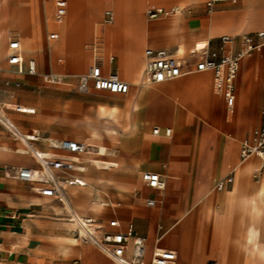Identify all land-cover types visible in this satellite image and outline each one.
Here are the masks:
<instances>
[{
    "label": "crops",
    "instance_id": "1",
    "mask_svg": "<svg viewBox=\"0 0 264 264\" xmlns=\"http://www.w3.org/2000/svg\"><path fill=\"white\" fill-rule=\"evenodd\" d=\"M206 2L207 0H151V5L171 8L174 12L168 16L156 18L151 24L148 38L146 37V33L142 32L139 37L134 39V46L130 51L128 48L123 47V45H116L114 47H103L102 45L103 59L97 55L98 57L94 61L91 45L93 43L96 45L100 43L98 29L96 30L95 27H93L92 40L89 43L90 61L88 69L91 65L97 63L101 66L103 74L116 73L122 80L128 82V92L120 95H126L130 91H134L139 95V100L144 110L141 106L137 108L138 120L133 124L134 127H142L144 133L151 136L148 127L151 123L156 124V122H151L149 118L156 119V116L152 115L155 111H162L164 114L161 119L164 124L162 126L156 124L154 127H159L161 134L157 136L164 137L165 140L151 136L149 146L142 147L143 145L137 136H132L129 139L126 138V140L123 139L121 144L116 139L118 149L121 147V150L115 170L101 171L90 167L85 171L82 168L80 171H74L73 174L82 178L85 184L83 186H67H76L78 192L75 195H79L84 199L88 198L93 203L97 200L116 202V206L109 204L104 206L100 211L89 210L87 212H90L93 215L90 217L93 218L101 215L104 217V215L106 216L105 211L107 209L118 208L116 213L118 221L113 220L117 225H113L112 221L108 223L109 218H105L103 222L107 229L104 230V227L101 225V231L126 232L131 228L134 237L139 236L144 239L143 264H151L152 252L157 247L175 252V260L168 264H207L210 260H214L216 264H219L215 259L217 257V250L214 248L211 234L197 232L199 228H196V226H200V229H203V226L208 224L203 217L195 213L197 205L207 204L212 197L213 204L218 213L217 217L220 218L227 207H232L236 203L235 194L240 189L241 192L250 198V206L264 207V167H261L260 159L255 155L243 161L240 159L241 141L249 138L252 131L262 124L261 107L264 105V47L252 51L240 60L241 64L244 58L251 57L255 51H259L261 54L255 56L254 66L251 64V68L254 69V75L250 81L243 85V90L239 92V96L237 97L239 65L235 79V102L231 109L228 108L223 97L215 94L212 73L210 71H203V73H210V82L213 95L216 98V105L218 104V100H221L224 106L223 110L236 113V118L238 116L239 98L248 95L252 105H254L262 95L258 123L252 127L246 136L239 140L237 156L233 152L225 154L219 151H215L213 155L197 154L193 153V151L192 153H184L186 148L182 142H185L191 136L188 132L176 134V131L178 129L182 130L184 127L186 129L189 128L192 120H196L200 124L202 123L198 117L190 118L188 115H186L188 120L184 122L183 127L176 128L173 132L178 139L176 142L181 146L171 154L166 139L172 137V128L167 124L168 118L166 113L172 107V98L166 93H156L154 90L143 85L146 83L144 50L148 47L164 48L173 56L188 57L189 55L186 54H177L179 45L192 46L193 49L205 46L211 50H216L220 44V37L229 35L233 38V42L228 45V49L230 52H235L239 49L240 39L244 35L250 36L254 43L259 42L255 34L257 31L264 29V0H223L215 2L210 9L207 8ZM51 3L54 10L53 0H51ZM140 3L142 12V9L148 3L147 0H141ZM68 6L69 0H67L66 14L59 23L53 20L52 10L50 22L57 25L61 24L68 13ZM108 8L114 12V20L109 24L103 23V25L114 23L116 18L114 7L109 6ZM105 10L101 14L102 21ZM152 20L154 19H149L146 16L145 21H142L146 24ZM120 23L110 28L109 32H118L120 31V27H122L121 34L123 35L126 26L123 23L120 26ZM45 29L46 41L51 42L57 39V32L49 28L46 20ZM50 32H55L56 38L48 40L47 35ZM184 34L188 36H183ZM37 36V32H33L31 38L34 39ZM15 39H18L20 42V51L24 63L29 59L35 61L36 74H29L27 72L17 73L15 67L8 63V56L7 59H0V102L4 100L2 103L14 102L22 104L34 111L32 113L18 112L8 108L6 109V115L7 110H10L8 112L10 117H8L21 132L37 133L40 136V140L36 143L37 147L40 150L52 153V155L66 157L68 154L52 150L49 147V138L57 140L69 138L84 142L89 146L85 140L71 137L72 135H76L75 132L62 134L57 129L76 128V120L78 118L77 99L83 97L91 100L90 97L85 95L94 96L96 95L95 91L104 90L90 89L88 93H80L77 90L76 78L80 73H56L60 72L61 65L64 63L58 57V54L61 52L54 55V59L49 51L37 50L32 52L33 56L40 63V70L42 72H39L36 59L24 56L20 41L22 38L19 36V38L15 37ZM146 42L151 43L147 45ZM45 54H49L51 59L54 60H50L46 71L47 64L45 65L43 61ZM245 64L250 65V59L244 60ZM48 72H52L58 75V77L60 76V79H44L42 75ZM197 73L182 75L173 80ZM61 76H72L76 79V84L73 85V81L70 78L62 82ZM53 81L62 82L57 87L67 90L73 89L75 93L56 94L52 90L54 85L51 83ZM94 101L96 108V104L100 102ZM122 101L123 99L119 101V105H121ZM100 104L106 106L112 105H107L109 103L106 102ZM66 105L68 107L65 108ZM214 107L210 110V113L213 112ZM224 123L228 124L231 122ZM87 126L88 124L86 125L83 121H80V125L78 126L85 129V135L88 131ZM91 127H93L92 124ZM224 127H227V125ZM166 128L171 129L169 137L163 134ZM211 128L216 129L214 127ZM204 132L205 130H203L202 126L201 135ZM105 137L108 138L106 134ZM196 140H194V144ZM162 143H166L168 146L166 156H163L162 159L159 158L158 163L150 162L151 157L155 158L156 155L160 157L161 151H159V145ZM19 146L24 147L17 138H14L0 124V264H116L94 244L76 239L73 235L75 229L71 217L57 203L59 199L38 195L31 189L29 183L17 178L16 169L19 166L36 167L37 165L29 153L17 152V147ZM93 156L92 160H95ZM138 156L144 158H141L137 162ZM81 162L78 160L79 166H83L84 162ZM166 163H171L169 172L172 178H169L167 175ZM146 170L155 171L165 178L166 186L163 191L150 188L142 179V172ZM229 173L232 174V182L220 190L217 189L216 183ZM142 183L146 189L143 188ZM67 187H65L63 196ZM200 187L203 189L201 191L205 196L203 195L204 198L196 204ZM212 188H214V193L206 194ZM119 190L122 191L121 195L118 194ZM165 191L164 197L163 193ZM70 194L73 193L70 192ZM148 198H153L155 205L148 206L146 204ZM60 201L62 202V200ZM49 213L52 215H49ZM58 214H66L68 217L57 216ZM108 224L112 228H108ZM257 232L259 236L264 237V229L260 227ZM231 253L233 251L227 248L229 258L231 257ZM132 255L133 245L130 239L125 244L124 256L127 259H131ZM218 255L220 256L219 251ZM254 264H264V254L257 253Z\"/></svg>",
    "mask_w": 264,
    "mask_h": 264
},
{
    "label": "rangeland",
    "instance_id": "2",
    "mask_svg": "<svg viewBox=\"0 0 264 264\" xmlns=\"http://www.w3.org/2000/svg\"><path fill=\"white\" fill-rule=\"evenodd\" d=\"M4 1L5 0H0V36H4L3 44L0 45L1 56H2L3 52H8V53L10 52L8 49V41L12 38H15V37L19 38V36H20L22 38V40H20L21 45H22V49L24 52V56L26 58H35L36 61L38 62V59L35 56H33V54H32V52L37 51V50L49 51V53L53 57V59L55 57L54 55H56L58 52H61L58 54V57H60L64 63H63V65H61V70H59L60 72H56L58 74L81 73V72H86L88 70V65H89V61H90L89 43L92 40L93 27H94L95 23H97V26H98V34H99V40H100V43H97L98 45H97V51L96 52H97L98 56L102 55V51H101L102 45H103V47H105V46L114 47L116 45H123V47L128 48L130 51L131 48L134 46V42H135L134 39L139 37V35L142 34V32L146 33L147 38L149 36V32L146 29V25L150 21L147 22L146 24H144L143 21H145V18H146L145 11H146L147 7L149 5H151V3L147 4L146 7H144L142 9V12H141V8H142L140 5L141 0H121L122 4L126 7L127 17L126 18L125 17L122 18V16L120 17L118 11L114 8L116 18H115L114 23H112L110 25H103V21L101 19V14H102V11L104 9H110L108 7L112 6L111 5L112 0H107L106 4L101 8L99 15L94 20L95 23H94V21H91L90 25L84 26L83 17H82L83 15L81 14L82 12H79V9H77L74 12L70 11V14L67 13V19L66 20H68V21H66V25L64 26L65 37L63 35L62 26H60L59 24L57 25V24H53V23L48 25L49 28L54 29L58 34L57 35L58 40L56 39V40H53L51 42H48L45 40V38H46L45 37V34H46L45 20L47 18L48 19L51 18V14H52V10H53L51 0H48L49 4H50V11H49L48 15L45 16L43 10H41L42 14L37 18V24L40 27L35 26V25L33 26V24L31 25V23H30L29 25L27 24L26 26H24L22 28L19 24L14 23L15 22L14 20L16 19V17H12V14L10 15V13H8V10L5 9V6L3 5ZM9 1L11 2L12 6L16 7L18 0H9ZM27 5H28V7L30 5L28 3V1L23 3L22 6L27 7ZM28 7H27V9H28ZM167 9H171V8H167ZM70 17H71V20H70ZM141 17H142V19H141ZM154 20H156V19H154ZM154 20H152V21H154ZM119 22H121L120 26L122 23L124 24V26H126L125 31L123 32V35L121 34L122 27H120V31L110 33L109 29L112 28L113 26L117 25ZM38 30H39V33L37 34L38 36L36 38L32 39L31 36L33 35V32L36 33V31H38ZM191 47L192 46L187 47L186 50L188 51L189 48H191ZM85 54H86V58H85ZM256 55H261V54L259 51H255L251 57H246L241 61L240 69H239L238 76H237V90H236L237 91V97L239 96V92L241 90H243V85L246 84L248 81H250L254 75V69L251 68V64L254 66V58ZM74 58L80 59V61L82 62L81 65L75 66L72 62H70L71 60L73 61ZM1 59H3V58H1ZM4 59H6V58H4ZM53 59H51L49 54L44 55L43 61H44L45 65L47 64L45 71L48 69L50 60H53ZM247 59H250V65L249 64L244 65V60H247ZM84 63H85V66L83 67ZM54 70L56 71V69H54ZM38 71L42 72L40 70V63L39 62H38ZM202 73L203 72H198L197 74H202ZM188 77L189 76L184 77V78H180V79H176V80H173L170 82H158V83H146V84H144V86H149V89L154 90L156 93H166V94L170 95L172 98V107L170 109L172 111V113H171V116L169 117V122H167L169 127L172 128V137L166 139L167 143L169 144L170 153L173 154V150L176 148V146H179V147L181 146L180 144L178 145V143L176 142V140H178V139H177L175 133H173V132L176 130V128H181L184 125L183 121L185 122L188 120L185 117L186 115H188V117H190V118L195 117V116L198 117L200 119V121L203 123V125H202V123L201 124L198 123L196 120H192L189 128L186 129V127H184L182 130L178 129L176 131V134H185L188 132L191 136V138L187 139L185 142H182V144H184L185 148H186V151L184 153H192V151H193V153H197V154L201 153V154L213 155V153L215 151H219V152L225 153V154H228L227 151H230L229 153L233 152L237 156L238 147H239V140L242 139L244 136H246L249 133V131L252 129V127L258 123L259 108H260V104H261V100H262V95H261V97H259V100L254 105H252V102L248 98V95L239 98V105H238V109H237V112H238L237 118H236V113H233V112L230 113V112L223 110L224 106H223V102L221 100H218L217 105H216V100H213V102H211L209 104L210 110L213 109V107L216 105L214 107L213 112L210 113V111H208V109L206 108V105H204L199 100H194L192 98V97H194V98L196 97V95H194L195 93L192 95V97L190 96V98H188L187 93L184 91H166L163 88L164 85H170L171 83L176 82V81H183V80L186 81V78H188ZM61 78H62V82H64L65 80H68L70 78L73 81V85L76 84V79L73 78L72 76H66V77L61 76ZM62 82L58 83L57 81H53L51 83L52 85H54L52 87V90L56 94L60 93V95H65L64 93H67V94L68 93H71V94L75 93V91L73 89L67 90V89H61V87H57L60 84H62ZM211 92L213 93L212 90H211ZM76 94L83 95L80 93H76ZM95 94L96 95H94V96L93 95L92 96L85 95V96L90 97L91 100L87 99V98H83V97H79L77 99L76 106H77V110H78V112H77L78 118L76 120V123H77L76 128H72V129L59 128V129H57V131L61 132L62 134H68L69 132H75L76 135H72L71 137L84 140L85 139V129L79 128L78 126L80 125V121L84 122L83 116H84L85 110H87L90 105H95L94 100H96L100 103L106 102V103H109L107 105H110V104L114 103V101L117 99L120 101L122 99L125 100L126 98L134 97V95H136V97L138 96V94L135 93L134 91H130L126 95L112 94V93H109L107 91H95ZM92 99H94V100H92ZM118 100H117V102H119ZM7 103H9V102H7ZM10 103H14V102H10ZM140 106L144 110L142 103L139 100L138 107H140ZM66 107H68V106L66 105L65 108ZM9 111L10 110H7V116L10 117V115L8 113ZM143 112H142V114H143ZM209 113H210V115L208 117ZM152 115H153V113H152ZM207 118H208V120H207ZM134 119L136 121L138 120L137 111L134 113ZM149 119L151 120V122L152 121L156 122V124L158 126H162L164 124V122H162L161 120H159L157 118L156 119L149 118ZM224 122H226V123L231 122V123L225 124ZM207 123L209 126L214 127L216 129L209 127L207 125ZM156 124L151 123L148 127V131L151 133V136H154L153 127L156 126ZM225 125H227V127H224ZM202 126H203V130H205L203 135H201L202 134ZM217 129H219V130H217ZM120 133L121 134L118 138V142H120L119 144L122 143L123 139L126 140V138L129 139L132 136L138 137L141 144L143 145L142 147H147V143H150V137L151 136L148 134H145L144 131L142 130V127H139L137 129L132 130V128L130 126H128L126 129H120ZM46 135H44V136H46ZM198 136H200L199 139H197ZM154 137L161 138V139L165 140L164 137H158L157 135H155ZM231 137H232L233 141H231L232 140ZM194 140H196L195 144H194ZM118 142L116 141L115 143H112L111 141L104 139V141L102 142L103 150L95 153L93 156V158L95 159V160H93V162L97 164L99 170H101V171H112V170H115L117 168L118 156L120 155V150H121V147L118 149V145H117ZM143 142H146V143H143ZM232 142H233V144H232ZM231 144H232V147H231ZM193 147H194V149H193ZM159 148H160L159 151H161L160 157L158 155H156L155 158L151 157L152 160L150 159V162L158 163L159 158L162 159L163 156H166V154L168 152L167 144L162 143L159 145ZM109 149L113 150V154L110 155L106 152V150H109ZM52 150L57 151V152H62V151H59L57 149H52ZM141 150H140V152H141ZM85 152H86V150L84 152H82L79 156H82ZM141 158H144V157L138 156L137 162H139V160ZM160 162H161V160H160ZM166 168H167L168 177L172 178V175L169 172V170L171 169V163H166ZM142 185H143V188H145L143 183H142ZM201 190L203 191V189L200 187L199 192H202ZM212 190L208 191V194L209 193L213 194L214 188H212ZM165 194H166V191L163 193L164 197H165ZM105 199H106V197H105ZM211 199H212V197H211ZM212 200L210 201V206L215 207ZM57 202L61 203V205H62V202L60 200H58ZM195 203L196 204L199 203V200L197 199V201ZM111 206H116V202H113V204ZM198 206H200V204L197 205V207ZM62 209L65 210L63 207H62ZM117 211H118V208L107 209L105 211L106 216L104 215V217L103 216H99V217L94 216V217L96 218L97 222L100 223L104 227V230H106L107 228L104 225L103 219L109 218L108 223L110 221H113V220L118 221V219L116 218ZM84 213H85L84 215L93 216L90 212H84ZM49 215H52V214L49 213ZM198 215L203 217L207 221L206 217L203 214H198ZM57 216L68 217V215H66V214L65 215L64 214H58ZM207 223H208V221H207ZM108 228H112L111 225H109ZM196 228H199L197 230V232H204L205 234L206 233L212 234V230H213L209 223L207 225H204L203 229H200V226H196ZM222 239H224V242H225V245H224L225 251L224 252L227 254V248L228 249L232 248L231 250L234 252V248H233V245L231 243L230 238H226L224 235ZM225 246H226V249H225ZM218 251H219V249L216 251L217 257L215 258L217 261L220 260V257L218 255ZM233 256L235 257L234 264L236 263L235 261H237L236 264H240L238 262L242 260V256L241 255L238 256L239 258L236 257L234 254H233ZM218 263H219V261H218Z\"/></svg>",
    "mask_w": 264,
    "mask_h": 264
},
{
    "label": "built area",
    "instance_id": "3",
    "mask_svg": "<svg viewBox=\"0 0 264 264\" xmlns=\"http://www.w3.org/2000/svg\"><path fill=\"white\" fill-rule=\"evenodd\" d=\"M218 1L223 0H207V8L210 9ZM53 5V20L59 23L66 14L67 0H53ZM173 12L172 9L150 5L147 7L145 14L149 19H156L160 16H168ZM103 17L104 22H109L112 19V14L110 11H105ZM255 35L259 39L258 43H254L250 36L244 35L240 39L239 49L235 52H230L228 49V45L233 42V38L229 35L220 37V44L216 50H211L205 46L195 47L188 57L173 56L164 48L148 47L144 50L148 80L151 83H158L195 71H210L214 79L215 94L223 97L228 108L231 109L235 102V79L240 60L252 51L264 47V29L257 31ZM54 38H56L55 32L48 33V40ZM8 48L10 50L8 63L15 67L17 73L36 74L33 59H29L24 63L18 39H11ZM42 76L46 80L60 79V76L57 77L52 72L45 73ZM76 78L77 90L80 93H88L90 89H95L113 94H125L129 89L128 82L122 80L116 73L103 74L101 66L97 63L91 65L86 72L78 74ZM6 109H8V106L0 102V124L24 145L26 151L37 164L36 167L19 166L16 169L19 180L29 183L36 194L59 200L63 198L65 187L71 185L83 186L85 184L82 178L73 174L76 170H82V167L78 165L77 158L87 148L84 142L69 138L49 141L51 149H57L68 154L66 157L51 155L37 147L36 143L40 140L37 133H21L14 122L6 115ZM12 109L18 112L32 113L34 111L33 109L27 111H23L21 108ZM261 115L262 124L252 131L249 138L241 141L240 159L243 161L255 155L260 159L261 167H264V105L261 107ZM153 133L159 134V128L154 127ZM163 134L169 137L171 129L166 128ZM141 177L150 188L157 191H163L166 186L165 178L155 171L146 170L142 172ZM231 182L232 174L229 173L216 183V188L220 190ZM146 204L153 206L155 200L148 198ZM79 222L83 226V232H73L77 240L94 244L116 264H143L144 239L139 236L134 237L131 228L126 232L101 231V224L90 216H84L82 220L79 219ZM111 223L117 225L114 221ZM130 239L133 245V255L131 259H127L124 256V248ZM175 258L176 254L173 250L157 247L152 252L151 264H168L173 262ZM207 264H216V262L210 260Z\"/></svg>",
    "mask_w": 264,
    "mask_h": 264
},
{
    "label": "bare ground",
    "instance_id": "4",
    "mask_svg": "<svg viewBox=\"0 0 264 264\" xmlns=\"http://www.w3.org/2000/svg\"><path fill=\"white\" fill-rule=\"evenodd\" d=\"M26 1H28V3L30 4L29 7L27 5L28 9L26 6H22L23 3H25ZM106 2L107 0H82V1L81 0H69L68 13L70 14V11L74 12L77 9H79V12H82L81 14L83 15L82 17H83L84 26L90 25V22L96 19V17L99 15L101 11V8L106 4ZM147 3L150 4L151 0H147ZM3 5L5 6V9L8 10V13H10V15L12 14V17H16V19L14 20L15 21L14 23L19 24L21 28L26 26L27 24L29 25L30 23L31 25L33 24V26L34 25L39 26L37 24V18L42 14L41 10H43L45 16H47L50 11V4L48 0H18L16 7L12 6L9 0H5ZM111 5L118 11L120 17L121 16L122 18L127 17L126 7L122 4L121 0H112ZM105 11H110L112 14V19L109 22H104V17H103V23L109 24L113 22L114 20V12L111 9H106ZM71 17H70V20H71ZM66 19H67V15L64 21L61 24H59L60 26H62L64 37H65L64 26L66 25V21H68ZM46 20H47L48 25H50L51 24L50 19L47 18ZM154 21H150L151 23L149 22L146 25V29L149 33L151 31V24ZM94 27L96 28V30L98 29L97 23H95ZM36 32L38 34L39 30ZM185 35L186 34H184L183 36ZM3 39H4V36H0V45L3 44ZM150 43L146 42L147 45H150ZM91 48H92V56L94 55L93 57L95 61V58L98 57L96 53L97 45L93 43L91 45ZM186 49H187V46L179 45L177 48V54L189 55L193 47L189 48L188 51ZM7 56H8V52H3L2 56L0 53V57L3 59L4 58L7 59ZM99 57L103 59V55H100ZM85 58H86V54H85ZM72 62L75 66H79L82 63L80 59H76V58H74ZM195 72H203V71H195ZM195 72H191V73H195ZM144 74H145L146 83H151L148 80V77L146 74V67H144ZM55 76L58 77V75H55ZM134 79H137V78H134ZM173 79H169V80H173ZM210 79H211L210 73L208 72L203 73V74H194V75L189 76L186 79V81L185 80L176 81V82L171 83L170 85H164L163 88L166 91H184L187 93L188 98H190V96L192 97V95L195 93L194 95H196V97L195 98L192 97V98L194 100H199L200 102H202L204 105H206V108L208 109V111H210L209 104L213 102V100H216L213 93L211 92L212 85H211ZM138 97L139 95L137 97L136 95H134V97L126 98L125 100L121 102V105H119V102L117 101H115V103L110 106H106V105L99 103V104H96L97 105L96 108L94 105H90L89 108L85 110L83 120L86 125L88 124L87 126L88 131H87V134L85 135L84 140L89 144V146H87L86 152L82 156H79L77 158L79 161L84 162L83 166L82 165L81 166L82 168H84L85 171H87L88 168L90 167L93 169L99 170L97 164L94 163L92 160V155L103 150L102 142L104 141V139H107L111 141L112 143H115L116 139L118 140L121 134L120 129H126L128 126H130L132 130L138 128V127L133 126V124L137 122L134 119V113L136 112L138 104H139ZM5 104L8 106V108H11V109L21 108L23 109V111H27L30 109V107L22 105V104L10 103V102L5 103ZM171 113H172L171 110L166 113L167 118H168L167 122H169V117L171 116ZM153 115H155L157 119L161 120L164 114L162 111H155V113L153 112ZM91 124L93 125V127H91ZM21 133L28 134L26 132H21ZM105 134L108 136V138L105 137ZM155 135H158V134H154V136ZM48 140L50 142H53V141H56L57 139L49 138ZM143 143H146V142H143ZM147 146H149V143H147ZM178 147L179 146H176L173 152ZM17 152L28 153L26 149L22 146L17 147ZM106 152L110 155L113 154L112 149L106 150ZM229 152L230 151H227L228 154ZM50 154L52 155V153ZM253 169H254V165H253ZM236 190H237V187H236ZM70 192H72L73 194H70ZM76 192H78V188L76 186L67 187L65 191V195L62 198V205L59 202L57 203L60 205L61 208L63 207L65 211L71 217V221L73 223L75 232L79 231L80 233H82L83 226L79 222V219L82 220L85 214L84 212H87L89 210L100 211L102 210L104 206L109 205V204L112 205L113 202L112 201L106 202L105 200H97L96 202L93 203L88 198L84 199L80 197L79 195H75ZM236 193H237L235 194L236 203L232 207H227L225 212L220 216V218L217 217L218 213H217V210L215 209L216 207L210 206V201L212 200L211 198L207 204L205 205L200 204V206H198L195 209V213L203 214L213 229L211 236L213 239L214 248L216 250L219 249V252H220V256H219L220 260H218L219 264H234L235 257L233 256V254L236 257L240 255L242 256V260L241 261L238 260L239 261L238 263L240 264H254L256 254L257 253L264 254V237L259 236L257 232L260 227L264 229V207L250 206L249 205L250 198H248L246 194L241 192L240 189L239 191H236ZM118 194L121 195L122 191L119 190ZM206 194H208V192H206ZM203 195L205 196V194H203L202 192L198 193L199 201H201V199L204 198ZM224 235L226 238H230L231 243L234 248V252L231 253L230 258L228 257V254L224 252L225 242H224V239H222ZM235 262L237 263V261ZM132 264H135V263H132Z\"/></svg>",
    "mask_w": 264,
    "mask_h": 264
}]
</instances>
